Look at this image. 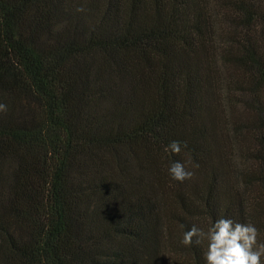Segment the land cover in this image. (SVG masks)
<instances>
[{
	"label": "trees",
	"instance_id": "16d2710c",
	"mask_svg": "<svg viewBox=\"0 0 264 264\" xmlns=\"http://www.w3.org/2000/svg\"><path fill=\"white\" fill-rule=\"evenodd\" d=\"M0 103V264H206L183 234L222 217L264 242V0H0Z\"/></svg>",
	"mask_w": 264,
	"mask_h": 264
},
{
	"label": "clouds",
	"instance_id": "9594fccd",
	"mask_svg": "<svg viewBox=\"0 0 264 264\" xmlns=\"http://www.w3.org/2000/svg\"><path fill=\"white\" fill-rule=\"evenodd\" d=\"M77 12H83V7H78ZM7 105L0 103V113L7 112ZM184 147H187L186 142ZM179 154L181 142L171 141L165 151ZM191 163V161H189ZM198 167V165H196ZM173 180L183 182L191 179L193 172L186 170L185 165L175 161L168 169ZM259 229L251 223H238L231 218L216 219L204 231L193 225L183 234V245H197L207 241V250L204 253L206 264H261L264 256V242H258ZM195 238V241H194Z\"/></svg>",
	"mask_w": 264,
	"mask_h": 264
}]
</instances>
